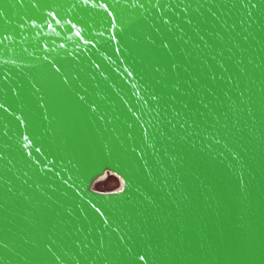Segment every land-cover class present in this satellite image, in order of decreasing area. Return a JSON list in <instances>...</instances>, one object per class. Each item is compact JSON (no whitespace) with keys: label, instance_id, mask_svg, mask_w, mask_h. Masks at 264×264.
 <instances>
[{"label":"water","instance_id":"obj_1","mask_svg":"<svg viewBox=\"0 0 264 264\" xmlns=\"http://www.w3.org/2000/svg\"><path fill=\"white\" fill-rule=\"evenodd\" d=\"M0 264H264V0H0Z\"/></svg>","mask_w":264,"mask_h":264},{"label":"bare ground","instance_id":"obj_2","mask_svg":"<svg viewBox=\"0 0 264 264\" xmlns=\"http://www.w3.org/2000/svg\"><path fill=\"white\" fill-rule=\"evenodd\" d=\"M103 180L108 181L110 184H113L116 187H118L121 184V179L120 178H114L110 173H106L102 177H100V179L96 182V186H99L102 183Z\"/></svg>","mask_w":264,"mask_h":264},{"label":"rangeland","instance_id":"obj_3","mask_svg":"<svg viewBox=\"0 0 264 264\" xmlns=\"http://www.w3.org/2000/svg\"><path fill=\"white\" fill-rule=\"evenodd\" d=\"M105 182H106V181H105ZM105 182H103V183H101V184H100V185H101L102 187H104V188H106V187H109V186H112V185H113V184H110L109 182H106V183H105ZM100 185H99V186H100ZM101 186H100V187H101Z\"/></svg>","mask_w":264,"mask_h":264}]
</instances>
